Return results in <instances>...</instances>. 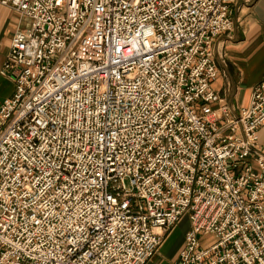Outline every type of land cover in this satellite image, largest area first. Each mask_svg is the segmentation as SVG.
Wrapping results in <instances>:
<instances>
[{"label":"built area","instance_id":"1","mask_svg":"<svg viewBox=\"0 0 264 264\" xmlns=\"http://www.w3.org/2000/svg\"><path fill=\"white\" fill-rule=\"evenodd\" d=\"M237 1L0 0V264H147L184 217L179 264H264V78L212 106Z\"/></svg>","mask_w":264,"mask_h":264},{"label":"crops","instance_id":"2","mask_svg":"<svg viewBox=\"0 0 264 264\" xmlns=\"http://www.w3.org/2000/svg\"><path fill=\"white\" fill-rule=\"evenodd\" d=\"M231 18L233 29L222 34L215 45L219 74L212 87L221 101L212 106L218 114L222 105H227L234 114L246 107L255 85L264 78V0H238L231 6ZM19 25V14L0 2V105L15 92L14 75H4L1 69ZM258 133V146L264 150V125ZM189 226V218L184 217L147 264H179ZM203 240L207 242L211 237L205 235Z\"/></svg>","mask_w":264,"mask_h":264}]
</instances>
